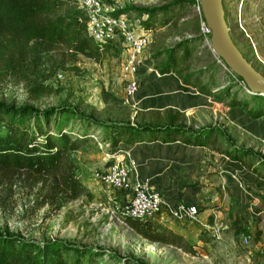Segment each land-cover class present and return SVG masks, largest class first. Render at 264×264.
I'll return each instance as SVG.
<instances>
[{"label": "rangeland", "instance_id": "obj_1", "mask_svg": "<svg viewBox=\"0 0 264 264\" xmlns=\"http://www.w3.org/2000/svg\"><path fill=\"white\" fill-rule=\"evenodd\" d=\"M222 3L233 42L264 75V0H222ZM198 4L199 0H127L124 8L117 5L115 11L125 13L133 24L138 23L140 27L136 30L140 34L151 30L141 54L142 68L151 66L159 70L170 50L184 42L174 52L173 72L188 76L201 88L226 90L224 96L214 99L221 105L214 112L216 123L206 124L204 128L213 125L217 132L206 145L223 154L234 148L248 150L249 154H244L240 162L246 170L253 165L261 171L264 115L252 118L245 108L228 104V97L239 100L246 97L252 100L249 102L252 106L264 103V95L250 96L238 75L218 60L201 32L204 18ZM163 7L166 8L150 21L143 12ZM71 8H79L76 0L68 2L60 13ZM87 16L85 11L80 20L85 28ZM93 43L98 48L86 55L64 40L26 42L5 37L0 41V102L40 109L65 106L100 123L87 129L89 142L79 150L68 152L76 167L75 177L84 186L75 199L65 200L63 180L56 171H0V230L40 243L57 240L98 251L100 254L92 264H264V178L258 173L255 174L262 178L260 187L249 190L257 202L258 211L252 217L256 215L258 229L251 231L252 228L228 222L224 227L214 225L193 239L183 236L189 243L188 251L147 240L125 218L114 213V203L122 199L123 188L100 182L96 172L104 173L112 165L110 154L115 151H110L114 146L110 145V134H106L107 126L130 122L134 116L124 95L122 38L117 36L101 45L94 40ZM166 119L180 121L182 116L170 113ZM80 123L71 119L66 125L75 133L85 130ZM243 236L250 241L247 245L240 241Z\"/></svg>", "mask_w": 264, "mask_h": 264}, {"label": "trees", "instance_id": "obj_2", "mask_svg": "<svg viewBox=\"0 0 264 264\" xmlns=\"http://www.w3.org/2000/svg\"><path fill=\"white\" fill-rule=\"evenodd\" d=\"M70 1L0 0V41L5 37L26 42L64 40L77 51L86 55L91 54L98 47L94 46L84 24L80 22L85 16V10L71 8L65 13H60ZM164 8L166 7L144 9L143 12L147 14L150 21L158 14V11H163ZM183 44L184 42H180L170 50V54L158 67L160 72L174 70V52ZM183 79L186 82L190 80L188 76ZM237 79L243 82L241 77L237 76ZM201 90L206 92L208 87L204 86ZM225 93V89L216 91L217 96H224ZM248 93L254 96L253 98L261 97L257 93ZM247 99L245 97L239 100L229 96L228 104L245 108L246 113L252 118L263 116L264 103H255L250 106L249 102L252 100ZM71 119L81 122L80 126H84L85 130L73 133L66 125ZM92 124L99 126L100 123L92 117L65 106L40 109L31 105L14 106L0 102V171L28 170L34 173L56 171L63 180L65 200L77 198L83 192L84 186L75 177L76 167L70 160L68 152L79 150L91 140L87 129ZM105 130L106 134L111 136V146H116L119 141L133 142L158 136H161L165 142L181 138L191 145H206L211 136L217 132L213 125L192 130L173 124L139 125L131 122L114 123L108 125ZM236 151H243V153L238 155ZM224 153L231 159L240 161L244 154H249V151L234 148ZM248 169L264 178V169L259 171L253 165L248 166ZM125 220L133 230L149 241L190 250L189 243L181 234L155 219L125 218ZM99 254L98 251L92 252L86 247H76L62 241L40 243L0 230V264H92L93 259Z\"/></svg>", "mask_w": 264, "mask_h": 264}, {"label": "crops", "instance_id": "obj_3", "mask_svg": "<svg viewBox=\"0 0 264 264\" xmlns=\"http://www.w3.org/2000/svg\"><path fill=\"white\" fill-rule=\"evenodd\" d=\"M142 66L144 62L139 67L138 92L131 97L134 116L131 123L183 124L194 129L216 123L214 112L221 108L214 100L217 90L204 92L195 81L186 82L175 71L162 73L151 66ZM170 113H179L182 120L166 119ZM110 151H115L110 154L112 165H129L133 176L148 179L162 193L166 205L155 220L186 239L198 237L201 231L214 225L224 227L226 222L252 228L251 231L258 229L257 217H252L258 211L257 202L249 190H257L262 178L213 146L191 145L181 138L165 142L158 136L133 142L119 141ZM120 193V201H124L130 189L124 187ZM177 204L193 205L197 214L194 218L184 214L174 217L170 208Z\"/></svg>", "mask_w": 264, "mask_h": 264}, {"label": "built area", "instance_id": "obj_4", "mask_svg": "<svg viewBox=\"0 0 264 264\" xmlns=\"http://www.w3.org/2000/svg\"><path fill=\"white\" fill-rule=\"evenodd\" d=\"M126 1L76 0V3L79 8L88 12L85 22L86 30L96 44L101 45L117 36L122 38L124 48L121 68L125 80L124 95L126 103L132 105L131 97L139 89V67L142 63V50L146 46L151 30H146L145 34H140L136 30V27H140L138 23L133 24L125 13H116L115 6L124 8ZM200 29L209 44L211 29L203 19L200 23ZM217 58L226 66L220 57L217 56ZM242 83L247 92H250L244 81ZM129 161L131 165L134 164L132 160ZM96 175L100 182L130 189V195L126 200L114 203V213L118 217L136 220L155 219L166 205L162 193L156 190L148 179H141L137 175L133 176L129 165L124 166L115 163L104 173L96 172ZM170 214L177 218L183 214L194 218L197 209L193 205L177 204L170 208ZM213 230L217 231V228H213ZM240 241L244 245L250 242L246 236L241 237Z\"/></svg>", "mask_w": 264, "mask_h": 264}, {"label": "water", "instance_id": "obj_5", "mask_svg": "<svg viewBox=\"0 0 264 264\" xmlns=\"http://www.w3.org/2000/svg\"><path fill=\"white\" fill-rule=\"evenodd\" d=\"M199 7L211 29L210 46L214 53L242 78L250 92L264 95V75L255 69L233 42L222 0H199Z\"/></svg>", "mask_w": 264, "mask_h": 264}]
</instances>
